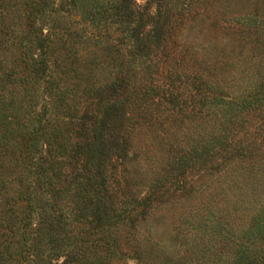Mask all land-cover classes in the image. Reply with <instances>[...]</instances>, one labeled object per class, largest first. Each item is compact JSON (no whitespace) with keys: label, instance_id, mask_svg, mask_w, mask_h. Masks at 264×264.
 <instances>
[{"label":"rangeland","instance_id":"374dc122","mask_svg":"<svg viewBox=\"0 0 264 264\" xmlns=\"http://www.w3.org/2000/svg\"><path fill=\"white\" fill-rule=\"evenodd\" d=\"M178 9L188 14L182 28L173 33L167 18ZM54 10L42 34L50 31L54 52L47 55L57 88L47 90L46 83L24 73L20 64L9 68L7 54L0 69L2 103L24 123L39 121L54 130L62 144L61 190L51 198L53 208L61 212L62 226L49 233L51 244L59 250L48 264H264V125L258 118L244 123L240 130L244 134L237 141H255V156L214 159L205 170L188 174L184 194L167 186L164 196L144 202L139 200L150 190L149 181L162 172L164 154L175 150L171 141L181 133H176L178 125L173 120L163 124L162 118H135L123 126L125 117L121 120L115 110L101 130L100 144L93 140L97 133L92 131L97 105L119 101L125 89L128 94L139 88L137 76L145 69L138 62L156 63L155 57L164 49H171L175 57L174 46L182 40L196 61L231 56L233 76L221 78L227 86L246 87L243 74L257 73L264 66V52L257 54L264 42V23H258V35L243 39L246 47L255 49L250 55L256 61L249 69L244 63L237 66L240 37L226 27L249 17L257 21L264 15V0H145L143 5L135 0H59ZM133 45L147 53V60L132 51ZM166 68L160 61L146 74V82L159 94L165 87ZM114 80L116 85L107 86ZM94 87L101 89L91 96ZM158 97L154 96L157 103L151 107L155 116L169 105L168 98ZM207 112L203 118H189L181 130L205 141L223 131L221 119L211 115L214 110ZM162 138L170 140L167 146ZM114 152L122 163L116 171H105V159H113ZM249 171H256L258 179L245 177ZM118 172L127 179L125 196L109 179ZM250 183L254 189L248 204L241 205L238 195ZM123 207L129 211L127 222H117ZM225 223L231 225V237L225 236V228L214 230Z\"/></svg>","mask_w":264,"mask_h":264},{"label":"trees","instance_id":"16d2710c","mask_svg":"<svg viewBox=\"0 0 264 264\" xmlns=\"http://www.w3.org/2000/svg\"><path fill=\"white\" fill-rule=\"evenodd\" d=\"M58 1L0 0V69L3 68L2 59H6L5 54H7L8 58L11 57L8 61L9 68L13 70L20 64L24 73L34 77L37 82L46 83L47 90L51 92L57 88L56 82L51 79V75L56 72L52 71V61L47 54L52 55L54 48L50 46L51 40L48 38L50 31L46 35H43L42 31L46 27L47 20L49 18L52 20L51 16L55 11L54 3ZM19 8L24 10L18 13ZM186 12L188 10L182 9L170 12L167 18V28L177 33L186 20L188 14ZM254 18L233 21L235 25L229 24L226 27L234 35L240 37L241 45L238 46L235 58L238 62L237 66L249 65L248 69L252 67L253 61H256L255 57L250 55L255 49L246 47L245 40H249L251 35H258L260 33L258 23H264V15L261 14V18H257V21ZM248 44L249 42L247 46ZM59 47L61 49L64 47L63 41ZM260 48L262 49H259L257 54L260 52L262 56L264 42ZM242 49H245V53L241 52ZM170 50L164 49L162 55H157L156 63L148 61V65L143 66L144 61L138 59L139 67L145 69V72L137 76L136 84L140 85L139 88L134 92L130 89L128 94L125 89L119 101L116 100L105 106L99 105L98 107L97 105L94 115L92 114L94 119H97L96 126H93L92 130L93 133H97V136L93 140L98 141L99 144L101 130L107 126L106 122L108 116L111 115L110 112L115 110L118 111L121 120L125 117V120H122L123 126L126 120L130 122L135 118L144 120L162 118L160 122L163 124L164 121L172 122L173 120L175 125H178L176 133L179 134L180 131L181 133L171 141L174 143L172 146L175 149L174 152L169 149L166 151L163 156L162 172L155 179H149L151 180L150 184L148 183L150 190L139 202L150 200L151 197H153L151 199L161 198L167 193L163 190L167 186H172L174 190L172 192L184 194L188 174L193 171L200 172L208 162L214 159L224 156L234 158L255 156L256 142L250 140L247 143L238 144L237 141L240 138L238 135L244 134L240 130L244 128L247 120L258 118L257 120L264 125L263 65L257 73L251 75L244 73L246 87L239 89L235 85L227 86L226 83L224 84L225 80L221 78L224 74L230 75L231 78L233 76L230 71L231 56L222 54L218 60L209 62L206 59H199L196 61L192 49L183 40L181 45L174 46L175 57H171ZM132 51L139 57H148L146 52L139 51L134 48V45ZM229 53L233 54L231 51ZM160 61L167 68L164 73L165 87L159 94V90L154 91L156 88L146 82V74L150 68L159 66ZM53 64L55 66L57 64L54 59ZM116 82L114 80L107 86L116 85ZM100 89L94 87L91 90V96H94L95 92ZM261 91L263 94L258 96ZM160 95L162 99L168 98L169 101L166 104L169 105L155 116L153 114L156 112H152L151 107L157 103L154 96L159 98ZM4 106L6 105L1 100L0 264H48L50 256L59 250L51 244L53 238L49 233L53 228L59 229L62 226L61 212H57L51 202L52 196L57 195L61 190L63 178L59 170L64 160L62 144L55 131L47 130L45 124L39 121L24 123L15 117L11 108ZM210 109L214 110L211 115L220 118L224 124L223 131L219 129L218 134L212 133L205 141V138L198 139L186 129L181 130V124L183 127L189 123L187 122L190 121L189 118L208 116L207 111ZM159 140L166 146L170 142L165 138ZM114 154L113 159L112 157L105 159L106 164L108 163L105 171L109 168L112 171L119 169L122 163L121 158L116 155V152ZM104 173L102 169L103 177ZM111 174L112 177L109 179L118 184L119 195L125 196L126 177L119 175V172L116 175ZM240 174L243 176L242 173ZM258 176L256 171H249L245 174V177L252 178V181L258 179ZM127 186L128 184L126 188ZM244 189L245 191L240 192L241 195L239 193L237 198L241 205L248 204L250 190L254 189L253 184L245 185L242 190ZM127 215L129 211L122 209L116 215L117 222H127ZM227 224H221L214 230L225 228V236L231 237L232 228ZM46 250L51 253L44 254Z\"/></svg>","mask_w":264,"mask_h":264},{"label":"clouds","instance_id":"9594fccd","mask_svg":"<svg viewBox=\"0 0 264 264\" xmlns=\"http://www.w3.org/2000/svg\"><path fill=\"white\" fill-rule=\"evenodd\" d=\"M135 2L138 4V5H143L145 3V0H135Z\"/></svg>","mask_w":264,"mask_h":264}]
</instances>
